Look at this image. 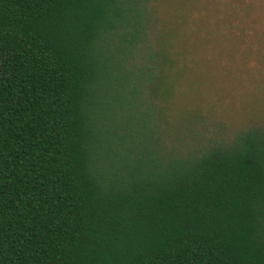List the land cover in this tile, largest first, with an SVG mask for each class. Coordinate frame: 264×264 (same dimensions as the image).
<instances>
[{"label": "trees", "instance_id": "trees-1", "mask_svg": "<svg viewBox=\"0 0 264 264\" xmlns=\"http://www.w3.org/2000/svg\"><path fill=\"white\" fill-rule=\"evenodd\" d=\"M179 15L0 0V264H264V123L180 97Z\"/></svg>", "mask_w": 264, "mask_h": 264}, {"label": "rangeland", "instance_id": "rangeland-1", "mask_svg": "<svg viewBox=\"0 0 264 264\" xmlns=\"http://www.w3.org/2000/svg\"><path fill=\"white\" fill-rule=\"evenodd\" d=\"M172 3L185 15L171 23L183 21L174 43L189 63L178 80L180 97L229 127L264 123V0Z\"/></svg>", "mask_w": 264, "mask_h": 264}]
</instances>
